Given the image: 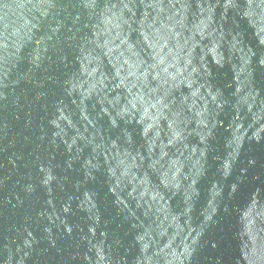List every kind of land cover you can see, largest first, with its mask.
<instances>
[{"label":"water","instance_id":"95a60500","mask_svg":"<svg viewBox=\"0 0 264 264\" xmlns=\"http://www.w3.org/2000/svg\"><path fill=\"white\" fill-rule=\"evenodd\" d=\"M0 264H264V0H0Z\"/></svg>","mask_w":264,"mask_h":264}]
</instances>
